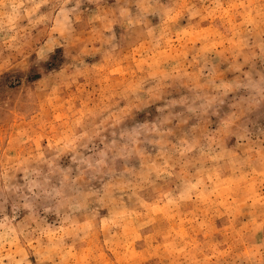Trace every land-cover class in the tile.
<instances>
[{
    "label": "clouds",
    "instance_id": "obj_1",
    "mask_svg": "<svg viewBox=\"0 0 264 264\" xmlns=\"http://www.w3.org/2000/svg\"><path fill=\"white\" fill-rule=\"evenodd\" d=\"M0 264H264V0H0Z\"/></svg>",
    "mask_w": 264,
    "mask_h": 264
}]
</instances>
